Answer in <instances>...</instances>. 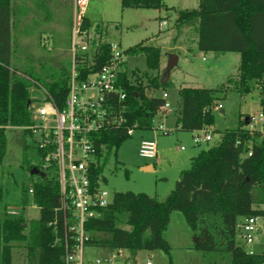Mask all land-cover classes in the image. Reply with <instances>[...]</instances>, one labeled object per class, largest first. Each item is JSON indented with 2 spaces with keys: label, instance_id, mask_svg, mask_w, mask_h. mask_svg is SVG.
<instances>
[{
  "label": "trees",
  "instance_id": "obj_1",
  "mask_svg": "<svg viewBox=\"0 0 264 264\" xmlns=\"http://www.w3.org/2000/svg\"><path fill=\"white\" fill-rule=\"evenodd\" d=\"M120 7L167 10L163 0H120ZM12 16V0H0V164L6 154L5 130L19 128L23 134L30 133L26 128L32 125L30 105L35 101L32 89L36 85L43 87L61 108L70 70L69 57L40 58L39 68H16L12 64L15 52ZM189 25H195L199 52L236 53L239 63L237 74L214 89H179L176 127L183 132L210 127L214 124L212 108L227 93L243 96L257 87L259 108L264 112V0H200L197 9L177 11L174 22L177 37L182 27ZM82 29H93L99 36L102 32L99 23L87 17L82 19ZM124 54L143 57L147 72L159 70V50L155 47L140 43ZM108 57L107 43H100L93 58V71ZM46 63L50 64L48 68ZM161 77L127 68L119 75L117 88L124 98L116 101V106L126 122L123 127L100 134L97 143L100 160L104 154L115 153L129 138L127 129L151 130L154 119L166 113L162 111L161 97L147 95L148 90L171 86L169 79L162 83ZM22 147V168L29 173L39 166L27 161L25 153L31 150L40 158V152L33 143ZM100 172L98 166L96 181ZM47 175L32 176L38 180L23 191V194L32 191L31 203L39 210L37 220L27 222L22 213L10 215L8 210L1 215L0 264H12L11 251L16 244L24 249L29 264H63L64 214L58 211L59 186L53 176ZM173 212L181 213L189 229L196 232L192 250L202 254L227 253L229 264H264L263 252L248 254L236 240V227L242 219L264 217V135L249 130L245 121L235 129L222 131L216 146L190 159L189 168L180 171L173 189L163 200L144 193L114 194L112 203L100 210V217L86 222L87 247L124 249L132 257L142 251L169 252L162 233ZM210 218L219 219L220 224L210 223ZM54 219L55 230L47 226Z\"/></svg>",
  "mask_w": 264,
  "mask_h": 264
},
{
  "label": "rangeland",
  "instance_id": "obj_2",
  "mask_svg": "<svg viewBox=\"0 0 264 264\" xmlns=\"http://www.w3.org/2000/svg\"><path fill=\"white\" fill-rule=\"evenodd\" d=\"M163 2L167 10L121 9L120 0H90L86 7L85 16L92 22L99 23L102 29L96 40L107 44L119 43L123 51L140 43L159 50L158 72H147L144 58L140 56L126 57L125 65L129 71L146 72L148 75L157 73L162 76L169 56L173 55L177 59L176 65L168 74L171 86L165 90L147 91L148 96L155 97H160L165 92L170 105V109L161 118L154 119L155 129H134L132 135L120 144L115 153L111 151L108 155L104 154L99 162L100 186L111 196L132 192L163 200L173 189L179 172L189 168L190 158L202 150L216 146L222 131L235 129L246 118H257L260 112L257 87L243 96L229 92L218 101L221 109L212 111L214 124L204 129L211 136L208 142L195 145L192 141L194 132H183L176 127L180 104L179 89L216 88L227 78L237 74L239 56L236 53L199 52L196 47L195 25L182 27L177 37L174 28L177 11L197 9L200 0ZM72 4L73 0H12L11 20L15 50L12 64L16 68H39L37 61L40 58H70ZM161 22L166 23L165 28L161 27ZM49 66L46 63L45 68ZM32 91L37 98H41L37 90ZM157 126H161L168 133L158 131ZM247 128L264 135V125L256 124L253 129L249 126ZM38 139L36 134H23L19 128L5 130L6 154L0 164V217L5 210L17 209L27 222L39 218V210L31 203L30 195L23 194L31 182L38 178L30 176L22 168L23 144H31ZM141 141L156 143L157 156L154 160L139 158L137 151ZM180 148H184V151ZM25 158L33 165H39L40 158L33 151L26 152ZM149 162L154 164L155 173L138 169ZM52 176L51 173L47 175ZM173 215L179 217L180 222L174 219L175 216L170 217L171 222L169 221V226L162 233V237L169 244V252L142 251L137 256L140 264H145L147 260L151 264H229L227 253L202 254L192 250L196 232L187 227L181 213L175 212ZM209 222L217 226L220 224V220L214 218H210ZM261 225V233L255 236L253 245L246 246L236 238L246 253H264V220H261ZM99 253L96 249L85 250L88 260ZM24 257V249L16 244L11 251L12 264H29Z\"/></svg>",
  "mask_w": 264,
  "mask_h": 264
},
{
  "label": "built area",
  "instance_id": "obj_3",
  "mask_svg": "<svg viewBox=\"0 0 264 264\" xmlns=\"http://www.w3.org/2000/svg\"><path fill=\"white\" fill-rule=\"evenodd\" d=\"M89 1L73 0L70 70L63 106L57 107L48 92L36 85L33 90H37L41 98L33 97L35 101L30 105L32 125L26 130L31 135L39 136L33 142L41 156L39 167L36 168L44 174L51 173L59 186L58 211L64 214V231L62 240L60 239L65 251L63 264H140L137 256L132 257L124 249H96L100 253L91 260L85 254L89 241L85 224L100 217V210L108 207L113 198L101 188L100 177L97 181L95 178L100 162L97 145L99 136L110 129L123 127L126 122L116 106V101L124 98L117 84L119 75L126 69L127 56L119 43H108V59L99 65L97 71H93V58L102 42L96 40L99 35L93 29H82V19ZM161 27L165 28L166 23L161 22ZM161 99L164 101L162 111L166 112L170 105L165 92ZM220 109L221 105L217 104L212 111ZM256 124L264 125L262 110L257 118L248 120L247 126L253 129ZM157 130L167 133L161 126H157ZM132 133L133 129H127L129 137ZM210 140L207 130L194 131L192 141L195 145ZM137 152L141 159L154 160L157 156L156 143L141 141ZM29 194H32L31 190ZM8 213L17 215L19 211L8 209ZM261 220L264 217H249L238 223L236 236L240 243L253 245L255 236L261 233ZM56 223L57 220L54 219L47 226L55 230ZM145 264L151 263L147 260Z\"/></svg>",
  "mask_w": 264,
  "mask_h": 264
},
{
  "label": "water",
  "instance_id": "obj_4",
  "mask_svg": "<svg viewBox=\"0 0 264 264\" xmlns=\"http://www.w3.org/2000/svg\"><path fill=\"white\" fill-rule=\"evenodd\" d=\"M176 62H177V59L175 56L173 55H170L169 58H168V64H167V67L166 69L164 70L163 72V75L161 77V82L164 83L166 82V80L168 79V74L170 72V70L176 65ZM221 113H223L221 111ZM245 124L247 125L248 124V118L245 119ZM29 175L30 176H38V177H41V178H44L45 177V174L43 172H41L38 168L36 167H33L30 171H29ZM196 240V238H194V241Z\"/></svg>",
  "mask_w": 264,
  "mask_h": 264
},
{
  "label": "crops",
  "instance_id": "obj_5",
  "mask_svg": "<svg viewBox=\"0 0 264 264\" xmlns=\"http://www.w3.org/2000/svg\"><path fill=\"white\" fill-rule=\"evenodd\" d=\"M72 6H73V4H72ZM86 17V16H85ZM90 20V19H89ZM91 21V20H90ZM162 95V94H161ZM161 97V96H160ZM163 116V115H162ZM162 116H157V117H162ZM168 133V132H167ZM167 133H164V134H167ZM156 149H157V147H156ZM182 151H184V150H182ZM191 159V158H190ZM140 171H142V172H147V173H155V167H154V164L152 163V162H149V163H146V164H144V165H142V166H140L139 168H138ZM180 173V172H179ZM164 180H166V178H164ZM170 191V190H169ZM169 193V192H168ZM168 195V194H167ZM166 195V196H167ZM165 196V197H166ZM173 214H175V212H173L171 215H170V217H172V216H175L174 217V219L179 223L180 221H179V217H176V215H173ZM170 222H171V220H169ZM170 224V223H169ZM187 225V224H186ZM169 226V225H168ZM188 227V226H187ZM189 228V227H188ZM182 247H184V248H186L185 246H182ZM189 250H190V247L188 248ZM202 256H204V255H202ZM210 263V262H209Z\"/></svg>",
  "mask_w": 264,
  "mask_h": 264
}]
</instances>
